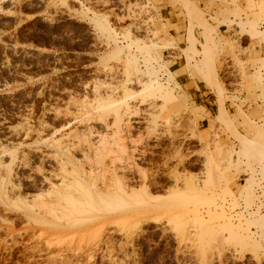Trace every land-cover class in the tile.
Segmentation results:
<instances>
[{
	"label": "rangeland",
	"instance_id": "obj_1",
	"mask_svg": "<svg viewBox=\"0 0 264 264\" xmlns=\"http://www.w3.org/2000/svg\"><path fill=\"white\" fill-rule=\"evenodd\" d=\"M172 1L0 0V162L11 182L37 194L52 139L104 134L146 152L138 165L153 199L76 223L0 206V264H264V209H241L258 187L264 203V161L244 145L264 146V0Z\"/></svg>",
	"mask_w": 264,
	"mask_h": 264
},
{
	"label": "bare ground",
	"instance_id": "obj_2",
	"mask_svg": "<svg viewBox=\"0 0 264 264\" xmlns=\"http://www.w3.org/2000/svg\"><path fill=\"white\" fill-rule=\"evenodd\" d=\"M83 135L79 137L77 133L71 132L57 140L52 139L50 144L48 143L49 151H46V153L41 152L43 156L41 155L36 168V173L40 177L39 184L42 187L39 185L40 188L36 191L37 194H31V197H27L29 195L26 196L23 189L22 192L20 188H17V185L16 187L11 182V169L5 167L4 162L1 161L0 206L5 211L21 213L27 219L36 221L38 217L39 219L42 218L45 220H42L43 223H53L52 221L57 220L76 223L88 219L108 221L123 217V215L112 216L103 215L102 213L101 215L97 210L99 206H104V208L105 206L121 208L128 204L152 206L153 199L150 197L147 183L150 181L149 178H152L149 177L150 173L147 174L148 172L146 173L138 165V161L140 163L146 161V152L141 151L140 153L139 150L137 152L136 146L129 149V146L127 147L126 143L121 141L124 139L116 140L114 138L116 141L109 142L103 137V134L97 141H93L92 138L90 139L91 136L88 137V134L86 138H83ZM74 137L79 141H75ZM240 142L244 144L247 141L242 139ZM244 145L250 147H247L251 150L248 154H254L259 160L264 161V146L262 143L251 141L249 144L247 142ZM221 150L223 151V148ZM221 154L217 155V160L220 162L224 160ZM45 159L51 161L48 171H45L43 166ZM229 164L232 163L228 162L226 166L230 167ZM137 182L139 186L135 185ZM151 185L153 184L151 183ZM47 216L51 219L48 217L47 220L45 218ZM32 257L30 258L32 259Z\"/></svg>",
	"mask_w": 264,
	"mask_h": 264
},
{
	"label": "crops",
	"instance_id": "obj_3",
	"mask_svg": "<svg viewBox=\"0 0 264 264\" xmlns=\"http://www.w3.org/2000/svg\"><path fill=\"white\" fill-rule=\"evenodd\" d=\"M191 2H193L192 0H189ZM171 2H173L171 0ZM172 12V9L168 6V7H165V10H164V16L166 18H170V13ZM217 33L219 35H223L225 33H227V29L224 28V26H217ZM194 34V33H193ZM250 46V44L247 45V48ZM256 48V47H255ZM254 47H252L251 49H254ZM192 95H195L196 98H197V103H201L202 105H207V106H210L212 104V96H211V92L208 90L206 91L205 89H202L200 90L199 88L197 89H192ZM233 97V96H232Z\"/></svg>",
	"mask_w": 264,
	"mask_h": 264
},
{
	"label": "built area",
	"instance_id": "obj_4",
	"mask_svg": "<svg viewBox=\"0 0 264 264\" xmlns=\"http://www.w3.org/2000/svg\"><path fill=\"white\" fill-rule=\"evenodd\" d=\"M264 50V49H263ZM264 75V73H262ZM240 100V99H239ZM263 105H264V95H263ZM261 103V101H259ZM264 183L261 182L260 185H263ZM259 198L255 201L253 207L250 209L245 210L244 207L242 206L241 209L244 214L247 213H252L253 211H256L258 208L262 211L264 209V203H263V198L261 197V189L260 187L256 188V193H255Z\"/></svg>",
	"mask_w": 264,
	"mask_h": 264
}]
</instances>
